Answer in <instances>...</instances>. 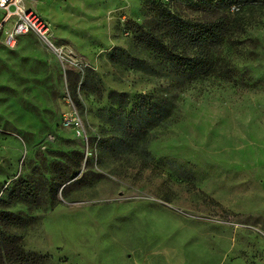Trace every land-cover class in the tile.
I'll use <instances>...</instances> for the list:
<instances>
[{
  "label": "rangeland",
  "instance_id": "rangeland-1",
  "mask_svg": "<svg viewBox=\"0 0 264 264\" xmlns=\"http://www.w3.org/2000/svg\"><path fill=\"white\" fill-rule=\"evenodd\" d=\"M22 3L53 47L31 31L0 42V234L45 264H264V2L237 16L197 0ZM158 5L233 19L211 71L152 52L154 37L178 49ZM138 95L161 114L133 133ZM67 111L84 137L61 125Z\"/></svg>",
  "mask_w": 264,
  "mask_h": 264
},
{
  "label": "trees",
  "instance_id": "trees-1",
  "mask_svg": "<svg viewBox=\"0 0 264 264\" xmlns=\"http://www.w3.org/2000/svg\"><path fill=\"white\" fill-rule=\"evenodd\" d=\"M201 4L209 8H215L217 5L233 6L236 16L244 14L246 11L243 8L245 5H251L256 2H264V0H197ZM157 20L168 29L170 41L178 47L174 52L167 48V45L160 42L154 37L150 42V47L153 53L157 54L160 59L166 61L169 65L175 67L178 73L192 75L198 70L204 72L211 71L218 57L216 56L217 49L223 44L225 32L233 19H228L223 13L216 14L207 20H185L178 14H173L164 6L158 5ZM216 11V10H208ZM235 22V21H234ZM191 49L192 53H187V49ZM115 97L122 98L123 102L127 100V94L124 92L118 93L110 91L108 93V101L114 104ZM170 102L166 101L162 109L166 112L165 116L171 113ZM138 114L135 122L127 123V128L134 131H141L143 128L144 119L142 114L149 118L147 123L158 120L160 111H158L157 103L152 98L144 95H138L132 103L131 110L126 116L128 118ZM166 118V117H165ZM8 216L15 215L6 212ZM7 219V218H6ZM21 236L17 234H0V264H45L41 260H51V254H40L36 251L26 250L20 243Z\"/></svg>",
  "mask_w": 264,
  "mask_h": 264
},
{
  "label": "built area",
  "instance_id": "built-area-1",
  "mask_svg": "<svg viewBox=\"0 0 264 264\" xmlns=\"http://www.w3.org/2000/svg\"><path fill=\"white\" fill-rule=\"evenodd\" d=\"M6 24L8 26L3 29V36L0 39L4 47L12 48L18 37L29 31L53 47L49 39V24L34 11L28 9L22 0H0V27ZM60 122L63 127L71 129L76 136L84 137L82 121L74 112H64Z\"/></svg>",
  "mask_w": 264,
  "mask_h": 264
},
{
  "label": "crops",
  "instance_id": "crops-1",
  "mask_svg": "<svg viewBox=\"0 0 264 264\" xmlns=\"http://www.w3.org/2000/svg\"><path fill=\"white\" fill-rule=\"evenodd\" d=\"M2 53V49H1V47H0V54Z\"/></svg>",
  "mask_w": 264,
  "mask_h": 264
}]
</instances>
